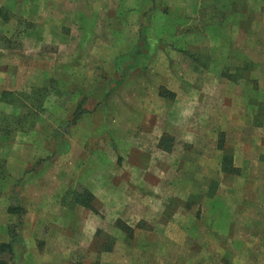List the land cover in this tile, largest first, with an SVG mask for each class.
Returning a JSON list of instances; mask_svg holds the SVG:
<instances>
[{"label": "rangeland", "instance_id": "obj_1", "mask_svg": "<svg viewBox=\"0 0 264 264\" xmlns=\"http://www.w3.org/2000/svg\"><path fill=\"white\" fill-rule=\"evenodd\" d=\"M227 1L225 10L213 5L191 23L172 26L159 13L178 17L185 11L177 3L143 0L139 31L146 47L137 51L144 56L152 49L147 81L142 88L128 79L110 92L124 80L120 71L140 59L133 52L114 70L111 27H100L93 42L99 49L93 53L89 41L81 57L75 46L25 35L27 0H0V49L9 53L0 51V84L19 87V95H6L17 108L0 106V127L26 131L15 139L19 149L7 158L4 176L13 182L10 204L31 215L24 225L15 216L13 232L35 227L45 251L63 237L60 230L47 236L51 225H65L66 250L76 243L82 259L98 258L97 248L110 241L112 251L99 257L116 264L124 258L128 264H264V4ZM259 1V10L246 9ZM205 28L206 37L196 38L195 30L202 35ZM123 32L135 33L128 26ZM159 85L175 90V99L158 95ZM77 103L86 113L75 121ZM223 153L225 168L234 162L238 175L220 170ZM38 170L41 182L27 192L23 177ZM63 191L62 203L54 201ZM75 198L89 206L75 205ZM96 230L90 243L87 235ZM67 255L54 253L52 261L66 264ZM0 258L16 264L14 255ZM44 260L50 259L35 255L36 264Z\"/></svg>", "mask_w": 264, "mask_h": 264}, {"label": "crops", "instance_id": "obj_2", "mask_svg": "<svg viewBox=\"0 0 264 264\" xmlns=\"http://www.w3.org/2000/svg\"><path fill=\"white\" fill-rule=\"evenodd\" d=\"M135 2L132 3V0H27V16L31 23H29V26L31 28L27 31L25 34L30 39H32L33 42L36 41H44L47 43H58L60 45L64 46H75L76 51L79 49L78 53L79 56L84 57L83 50L84 47L88 48L90 46H87V43L90 41L92 43L91 51L94 53L98 48V46L94 45L93 42H98V39L96 35L99 34L100 27H107L108 29L111 27L110 35L113 37V42L116 44L113 46L110 45L108 48L111 50L112 54V67L117 72L118 68H120L119 64L120 61L124 57H129L133 52L137 54L140 59H137L136 64H131L129 66H125L120 72L125 75L123 76V82L119 83L116 88H111L112 91L115 92L118 90L122 84L125 85L126 81L129 79V82H132L134 80H139V83L142 86V81H147V72L148 68L147 65L149 63V60L151 59L152 49H149L147 53L143 56L142 54H139L137 50H141L145 48V37L141 35L139 29L142 24V17L145 13V7L143 0H134ZM160 2H166L168 4L170 0H160ZM174 3H177L178 9L185 11L183 14H180L178 12V17L173 15H163V13H159L161 18L163 20H170L171 25H179L183 26L185 24L191 23V20L194 19L197 15H199L202 10L213 8L219 9V10H225L229 3L227 0H223L222 3H219L217 0H171V3L169 5H174ZM256 5H249L247 3V8H251V10H259V6ZM4 4V3H1ZM264 1L261 0V6H263ZM217 6V7H216ZM176 8V7H175ZM39 12H36V11ZM175 10V9H174ZM40 11H43L42 13ZM180 19V20H173V19ZM209 25V24H208ZM3 26V25H2ZM4 26H7L5 28V31L9 29V26L4 24ZM126 26L133 27V30L135 33H131L129 37L125 36L126 32H123V28ZM88 27H91L90 29ZM116 27L117 30L114 28ZM110 31V30H108ZM196 31V38L206 37L207 29H203V34L201 35V32L198 30ZM210 31V30H209ZM121 36V34H123ZM88 36H93L92 38H88ZM106 40H109L108 38ZM118 48L123 49L127 51L124 55L119 54L118 51H116ZM1 52H3V49H0ZM19 52V51H18ZM6 56L9 55V53L3 52ZM11 56L16 57V54H14V51L10 52ZM128 54V55H127ZM44 57H48L47 53L43 54ZM93 56V55H91ZM137 56V57H138ZM187 56V55H186ZM252 56H254V53H252ZM19 57V54H18ZM190 58L189 56H187ZM94 59V58H93ZM195 60V58H194ZM11 67L12 69L14 66L16 68H19V61H11ZM97 66V65H95ZM197 70L202 71L206 70V67L203 65H194ZM92 72L93 71V64L89 66ZM89 69V70H90ZM81 71L84 70V64L79 69ZM51 72V71H50ZM264 73V72H263ZM167 74V72L165 73ZM3 84V85H1ZM0 84V106H3L8 110L16 109V104L14 102H11L10 99L6 98V95L12 94V95H19V91L17 88L18 86L9 85L6 80ZM117 85V84H115ZM158 95L165 96V94H170L173 97L171 99H175V90L169 89L167 87H164L162 85H159L158 88ZM161 91V92H160ZM162 91H165L166 93H163ZM109 92V94H110ZM164 98V97H163ZM78 107H80L81 114L78 115L75 121L78 120L82 115H84V107L81 103H77L76 107L73 109L71 116L74 115L75 112H77ZM83 109V110H82ZM16 119L19 120V115H16ZM17 123V122H16ZM34 126H31L28 130L33 129ZM3 128L0 127V138L7 139L5 142H0V203H4L3 207H0V245L1 244H9L10 248L12 250L11 256H15V262L16 264H36L35 261V255L39 257L40 260H42L45 256H47L50 260H44L41 261L39 264H54L52 261L54 253L60 254V252H68V260L66 264H116L115 262H109V260H101L99 257L100 252H110L112 251V245L107 242V244L104 247H98L96 251L100 250L98 253V258L96 257H87L83 258L80 257L78 254L82 253L84 254V248L79 247L76 243H71L70 249L66 250L64 247L66 243L64 242V235L66 231L64 232L63 228H65V225H51V229L49 232H47L48 235L57 234L55 230H60L59 233L63 234V237L59 239V243L55 242L54 247L55 248H46L45 251L42 250V247L39 246L38 242L36 241L39 237V231L37 232L35 227L27 229L26 227L21 228V230H17L16 232H13V218L15 216H18V220H21L20 224L24 225L26 224V221L28 218L31 217L29 212H25V209L22 207H16L12 206L11 203V192L10 188L13 186V182H11L8 179L6 182V176H4L5 172V165H8L7 158H13L16 151L19 149V146L17 145V138H19L21 133H26V131H23L21 129L16 130L14 133L10 132H1ZM160 139L158 140V147H161L159 145ZM163 149V147H161ZM218 148L223 149L221 146H218ZM13 160V159H11ZM220 170L225 173L227 176L230 175H238L240 173V168L235 166L234 162L231 164L230 168H225L224 166V153L221 157V161L219 163ZM49 166V165H47ZM236 169V170H235ZM40 170H38L35 174L31 176H24L23 179L24 185L27 187L31 186L32 183L35 182V180H38V184L41 182V178L38 177L35 179L36 176L40 175ZM46 174H44L45 176ZM67 185V183H66ZM65 188V193L68 191L67 186ZM64 191L60 195H56L54 201L58 199L62 203V199L65 196ZM93 198L91 202V207H95V195L92 192ZM31 200L33 201H40L39 195H30ZM52 200V199H50ZM75 201V199H74ZM78 206L85 207L82 204H79L78 202H75ZM45 209V208H44ZM26 213V214H25ZM25 214V216H24ZM54 223L55 221H51ZM54 230V231H53ZM98 230H96L94 233H91L90 235H87V238L90 240V243L93 239V235L96 234ZM18 233V234H17ZM16 234V235H15ZM112 238V237H111ZM52 239V238H51ZM49 239V240H51ZM101 248V249H100ZM49 251V252H48ZM4 253V251H1L0 246V254ZM48 253V254H47ZM63 257H66L62 255ZM72 256H79V260L77 263H72L71 258ZM2 259V258H0ZM82 259V260H81ZM81 261V262H80ZM129 259H125L122 261L119 259L116 262H119L121 264H128Z\"/></svg>", "mask_w": 264, "mask_h": 264}, {"label": "trees", "instance_id": "obj_3", "mask_svg": "<svg viewBox=\"0 0 264 264\" xmlns=\"http://www.w3.org/2000/svg\"><path fill=\"white\" fill-rule=\"evenodd\" d=\"M78 108L80 109V107H78ZM77 117H78V113L75 112L74 113V119H76ZM89 196H90V206H91L93 195H89ZM75 202H78L79 204H82L83 206H89V205H86V203L84 204V202L78 198H75ZM0 246H1V251L3 250L4 252L8 253L11 256L12 250H11L9 244H1ZM0 264H8V261H6L4 259H0Z\"/></svg>", "mask_w": 264, "mask_h": 264}]
</instances>
